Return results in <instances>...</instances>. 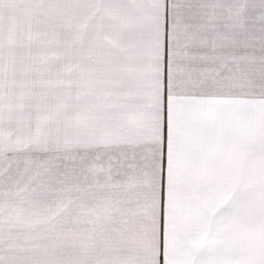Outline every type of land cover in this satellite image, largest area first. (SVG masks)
Instances as JSON below:
<instances>
[{
	"label": "crops",
	"instance_id": "crops-1",
	"mask_svg": "<svg viewBox=\"0 0 264 264\" xmlns=\"http://www.w3.org/2000/svg\"><path fill=\"white\" fill-rule=\"evenodd\" d=\"M74 1L75 33L81 32L86 48L96 30L97 17L89 7L96 0ZM257 1L246 0V8ZM35 2L0 0V264H16V259L28 258L34 235L36 160L35 152L25 150V145L35 141L34 103L27 90L19 89V60L9 54L18 48L19 33L27 35L33 26ZM189 2L205 6L209 15L215 12L223 25L226 6L234 0ZM104 3L112 6L106 15L128 20L136 17L139 7L146 6L149 0ZM84 18L88 21L87 30L78 28ZM110 23L106 19V32L111 31ZM24 25L27 30H20ZM220 31L229 38L233 35L224 27ZM255 33L251 25L245 26L240 39L247 47L240 51L247 52L243 66L258 84ZM133 35L126 29L124 43H129ZM226 43L213 40L210 34L202 51L214 54L216 45L215 52H225ZM79 48V44L75 45L74 99L68 117L65 108L61 109L59 142L98 147L59 152V201L67 203L68 189L73 201L66 209V220L59 223L60 262L162 264L161 258L166 261L169 257L164 254L159 235L153 239L147 231L148 221L141 211L140 175L129 167L139 159L138 155L133 159L132 144L139 142L147 123L140 60L134 53L113 55L114 50L107 45L97 47L85 60L80 58ZM205 66L213 67L211 63L200 65ZM172 135L174 156L183 153L178 158L183 161L186 156L193 164L213 149L226 154L236 143L258 139V88L242 92L228 85L189 92L182 100H173ZM254 162L259 165L258 156ZM217 254L243 264H264V233L258 214L234 226ZM176 259H180L179 252Z\"/></svg>",
	"mask_w": 264,
	"mask_h": 264
},
{
	"label": "snow or ice",
	"instance_id": "snow-or-ice-1",
	"mask_svg": "<svg viewBox=\"0 0 264 264\" xmlns=\"http://www.w3.org/2000/svg\"><path fill=\"white\" fill-rule=\"evenodd\" d=\"M89 7L97 17L93 37L86 48L79 30L71 41L73 46L80 45V58L90 59L97 47L107 45L114 50L113 55L134 53L141 63L147 123L139 142L132 144L133 159L137 155L139 159L129 167L140 175L141 211L148 221L147 231L153 239L159 235L164 254L169 257L166 261L162 257V264H243L222 259L217 253L231 229L254 213L258 214L264 233V131L256 140L234 144L226 154L213 149L198 163H191L186 156L181 161L178 157L183 153L174 156L172 103L189 92L228 85L242 92L259 88L264 95V75L256 84L243 66L247 52L240 51L247 47L240 39L244 35L246 0H234L226 6L223 25L215 12L209 15L205 6L189 0H149L146 6L139 7L136 17L128 20L106 15L112 6L104 0H96ZM106 19L111 21L109 32L105 31ZM221 27L233 35L225 36ZM78 28L87 30V18ZM126 29L134 34L127 44L123 39ZM210 34L213 40L227 41V51L215 52L216 45L214 54L202 51ZM209 63L212 68L200 67ZM64 70L71 73L74 65L70 62ZM76 147L98 146L37 138L25 145V150L69 152ZM255 156L261 161L259 165L254 162ZM38 167L51 172L55 165L46 159ZM72 202L68 189L67 203L61 200L48 205L33 226L66 220V209ZM177 252L180 259H176Z\"/></svg>",
	"mask_w": 264,
	"mask_h": 264
},
{
	"label": "rangeland",
	"instance_id": "rangeland-1",
	"mask_svg": "<svg viewBox=\"0 0 264 264\" xmlns=\"http://www.w3.org/2000/svg\"><path fill=\"white\" fill-rule=\"evenodd\" d=\"M34 10L33 26L27 35L19 33L18 48L9 56L18 58L19 89L27 90L29 100L34 103L35 140L59 141L61 109L65 108L68 117L74 99L76 49L71 41L76 34L75 1L36 0ZM243 19L245 26L251 25L256 32L259 84L264 75V0L245 8ZM20 30L26 31L27 26ZM70 62L74 70L68 73L64 66ZM261 131H264V95L259 90V135ZM46 159L55 165L51 172L38 167ZM35 160L34 222L44 215L48 205L59 202V152H35ZM60 249L59 223L34 226L29 257L16 259V264H61Z\"/></svg>",
	"mask_w": 264,
	"mask_h": 264
}]
</instances>
